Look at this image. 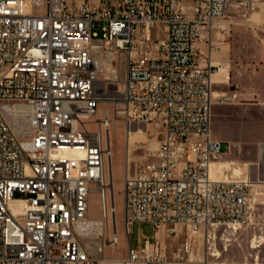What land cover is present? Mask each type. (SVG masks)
<instances>
[{
  "label": "built area",
  "instance_id": "built-area-1",
  "mask_svg": "<svg viewBox=\"0 0 264 264\" xmlns=\"http://www.w3.org/2000/svg\"><path fill=\"white\" fill-rule=\"evenodd\" d=\"M253 0H0V264H103L120 244L111 185L114 115L98 116L103 91L127 128L160 125L156 161L124 177L123 226L181 225L183 254L201 230L243 226L248 180L211 174L210 53L235 5ZM100 90V64L110 65ZM115 64V65H113ZM111 100V99H110ZM99 201L101 219L90 214ZM122 264H171L155 234L131 241Z\"/></svg>",
  "mask_w": 264,
  "mask_h": 264
},
{
  "label": "rangeland",
  "instance_id": "rangeland-1",
  "mask_svg": "<svg viewBox=\"0 0 264 264\" xmlns=\"http://www.w3.org/2000/svg\"><path fill=\"white\" fill-rule=\"evenodd\" d=\"M225 21L221 23L224 29V38L234 41L238 46L241 57L258 66H264V0H253L248 7L235 5L227 12ZM229 15H232L231 17ZM248 17V18H247ZM117 64L118 80L116 84H109L108 70H103L100 76L103 79L102 86L110 91L123 89V77L125 63L123 58ZM113 64V65H115ZM115 103L112 100H103L100 104L98 116H102L105 110L114 115V124L110 130L112 138V171L117 208V225L120 233V244L117 247L107 246L103 256L124 258L128 254L131 241L133 248L139 245V239L153 237L155 234L166 246L171 264H264V154L263 152L251 153L241 151L238 153L240 160L236 164L223 155V159L229 161L234 178H242L254 182L250 186L249 219L247 223L236 229L220 228L211 230L208 237L207 230H201L194 235L195 243L191 254H183L180 250L181 243L186 235L185 228L177 225L174 229L169 226H161L158 230L152 224L136 222L132 225L131 234L125 232L123 226L124 203V177L127 171L135 173L157 157L151 155L159 147L160 125L150 123L141 124L145 133L132 134L128 140L127 127L121 115L115 114ZM139 125H136L137 127ZM225 146H223L224 150ZM238 168L239 170H234ZM92 216H99L100 206L96 198L92 199ZM257 243L258 246H253ZM103 264H122L115 261H104Z\"/></svg>",
  "mask_w": 264,
  "mask_h": 264
},
{
  "label": "crops",
  "instance_id": "crops-1",
  "mask_svg": "<svg viewBox=\"0 0 264 264\" xmlns=\"http://www.w3.org/2000/svg\"><path fill=\"white\" fill-rule=\"evenodd\" d=\"M219 32L214 31L211 48L205 43L200 46L219 65L212 76L214 96L227 97L213 104L212 134L221 140L224 154L236 164L241 151L264 154V66L242 58L235 42Z\"/></svg>",
  "mask_w": 264,
  "mask_h": 264
},
{
  "label": "bare ground",
  "instance_id": "bare-ground-1",
  "mask_svg": "<svg viewBox=\"0 0 264 264\" xmlns=\"http://www.w3.org/2000/svg\"><path fill=\"white\" fill-rule=\"evenodd\" d=\"M248 18V17H247ZM224 25H222V29H224ZM110 69V65L108 64L107 61H104L103 63L100 64V69L99 72L97 73L98 76V81H97V86L100 88V90L103 89L102 83H103V79L100 77L102 75V71L103 70H109ZM104 94V99L103 100H113L115 97L117 98L118 96H116L115 94L112 93H108L107 91H103ZM217 95V94H216ZM108 110H105L104 113H106ZM141 124L137 127H131V128H127V136H128V140L131 141L132 139V134H136V133H145V129L141 128ZM112 139V138H111ZM112 155H113V151H112ZM221 162H213L211 164V174L213 177L216 178H221L223 177L224 173H226L227 170L232 168V165L229 161H226L222 158V160H220ZM233 169V168H232ZM110 170L112 171V157L110 160ZM234 170H239L238 168H234ZM113 178V175H112ZM113 181H111V185H113L114 183V179H112ZM251 184L254 185V182L249 179L248 180ZM97 219H101V216H96ZM253 246H258L257 243H254ZM102 259H104V261H115V262H120L122 263V259L123 258H113V257H107V256H101Z\"/></svg>",
  "mask_w": 264,
  "mask_h": 264
}]
</instances>
